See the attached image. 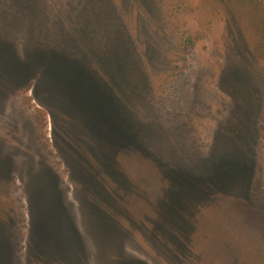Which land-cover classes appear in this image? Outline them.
Here are the masks:
<instances>
[{
	"label": "rangeland",
	"instance_id": "374dc122",
	"mask_svg": "<svg viewBox=\"0 0 264 264\" xmlns=\"http://www.w3.org/2000/svg\"><path fill=\"white\" fill-rule=\"evenodd\" d=\"M0 264H264V0H0Z\"/></svg>",
	"mask_w": 264,
	"mask_h": 264
},
{
	"label": "trees",
	"instance_id": "16d2710c",
	"mask_svg": "<svg viewBox=\"0 0 264 264\" xmlns=\"http://www.w3.org/2000/svg\"><path fill=\"white\" fill-rule=\"evenodd\" d=\"M115 40L117 41V42H115L114 40L113 41H110V43H112L113 45H114V47H115V49H117L119 46H122L123 45V39L122 38H120V36H118L117 38H115ZM89 43V42H88ZM122 43V44H121ZM117 47V48H116ZM114 54V53H113ZM117 57H118V59L120 58V56H121V54L120 55H118L117 53L115 54ZM65 56H67V57H65V61H72V62H79V63H84V62H86V61H88V59H86V58H82V57H80L79 58V56L78 57H72L71 55H70V52L68 53V52H65ZM71 56V57H70ZM109 57H110V59L108 58V60H112L113 61V57H112V54L110 55L109 54ZM122 59H119V62L121 61ZM118 62V61H117ZM83 75H85V76H90V73H83ZM180 184V183H179Z\"/></svg>",
	"mask_w": 264,
	"mask_h": 264
}]
</instances>
